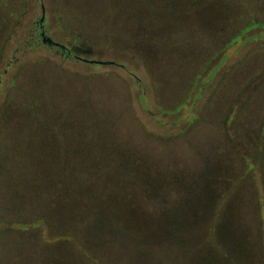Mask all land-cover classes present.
<instances>
[{
    "label": "rangeland",
    "instance_id": "obj_1",
    "mask_svg": "<svg viewBox=\"0 0 264 264\" xmlns=\"http://www.w3.org/2000/svg\"><path fill=\"white\" fill-rule=\"evenodd\" d=\"M0 264H264V0H0Z\"/></svg>",
    "mask_w": 264,
    "mask_h": 264
},
{
    "label": "flooded vegetation",
    "instance_id": "obj_2",
    "mask_svg": "<svg viewBox=\"0 0 264 264\" xmlns=\"http://www.w3.org/2000/svg\"><path fill=\"white\" fill-rule=\"evenodd\" d=\"M43 20H44V15L42 16V18H41V22H43ZM40 37L43 39V41L45 42V43H47V41H48V39L50 38L48 35H47V33H46V31H45V29L43 28V26H41V31H40ZM52 39V38H51ZM53 40V39H52ZM56 43V42H55ZM49 45V44H48ZM51 46H56V47H60L62 50H65L64 52H66V54L67 55H69L70 54V50L68 49V48H63V47H61V46H57V45H51Z\"/></svg>",
    "mask_w": 264,
    "mask_h": 264
},
{
    "label": "water",
    "instance_id": "obj_3",
    "mask_svg": "<svg viewBox=\"0 0 264 264\" xmlns=\"http://www.w3.org/2000/svg\"><path fill=\"white\" fill-rule=\"evenodd\" d=\"M47 43L51 46L52 44L53 45H57V46H61L63 48H66L64 45H61V44H58V43H55L51 38L48 39ZM74 58L78 59V60H81L83 62H87V63H102L104 64V62L102 61H95V60H89V59H85V58H81V57H78V56H74Z\"/></svg>",
    "mask_w": 264,
    "mask_h": 264
},
{
    "label": "trees",
    "instance_id": "obj_4",
    "mask_svg": "<svg viewBox=\"0 0 264 264\" xmlns=\"http://www.w3.org/2000/svg\"><path fill=\"white\" fill-rule=\"evenodd\" d=\"M86 65H88L89 67H92L91 64H86ZM93 67H94V66H93Z\"/></svg>",
    "mask_w": 264,
    "mask_h": 264
}]
</instances>
